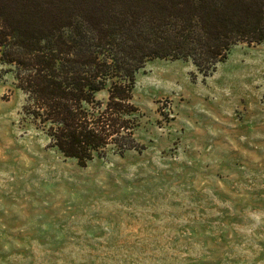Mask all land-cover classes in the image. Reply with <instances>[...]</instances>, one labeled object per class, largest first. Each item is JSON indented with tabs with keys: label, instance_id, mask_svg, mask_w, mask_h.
<instances>
[{
	"label": "rangeland",
	"instance_id": "1",
	"mask_svg": "<svg viewBox=\"0 0 264 264\" xmlns=\"http://www.w3.org/2000/svg\"><path fill=\"white\" fill-rule=\"evenodd\" d=\"M0 63V264H264V43L135 75L138 150L81 166ZM105 100L106 93L96 95Z\"/></svg>",
	"mask_w": 264,
	"mask_h": 264
},
{
	"label": "trees",
	"instance_id": "2",
	"mask_svg": "<svg viewBox=\"0 0 264 264\" xmlns=\"http://www.w3.org/2000/svg\"><path fill=\"white\" fill-rule=\"evenodd\" d=\"M238 43H264V0H0V63L23 113L81 166L109 146L139 149L132 97L147 62L190 61L206 76Z\"/></svg>",
	"mask_w": 264,
	"mask_h": 264
}]
</instances>
